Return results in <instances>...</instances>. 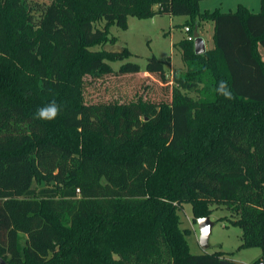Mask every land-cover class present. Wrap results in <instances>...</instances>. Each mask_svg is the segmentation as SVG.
<instances>
[{
    "label": "trees",
    "instance_id": "1",
    "mask_svg": "<svg viewBox=\"0 0 264 264\" xmlns=\"http://www.w3.org/2000/svg\"><path fill=\"white\" fill-rule=\"evenodd\" d=\"M202 1L0 0V260L220 264L221 252L190 251L186 203L196 222L225 207L243 247L264 249V0L258 13ZM165 16L189 17L192 35L214 26L202 55L194 39L177 44L185 72L170 77L171 59L155 56L115 71L129 49L91 50L113 40L95 22ZM142 72L155 83L130 100L89 95L87 76ZM222 80L233 99L216 92ZM52 100L56 119H35Z\"/></svg>",
    "mask_w": 264,
    "mask_h": 264
},
{
    "label": "rangeland",
    "instance_id": "2",
    "mask_svg": "<svg viewBox=\"0 0 264 264\" xmlns=\"http://www.w3.org/2000/svg\"><path fill=\"white\" fill-rule=\"evenodd\" d=\"M239 5L246 6L251 12L260 11V0H205L200 3V11L206 10L222 12L236 11ZM35 24L38 19H31ZM189 20L187 16L173 17H155L153 19H138L129 17L126 29L116 26H107L104 21L95 22L96 28L107 30L111 43L107 45H96L91 50L106 49L113 52H120L127 48L131 51L132 57L125 61L110 62L111 67L118 71L121 65L131 62L145 69L148 59L155 56L161 60L171 59V66H167V74L171 77V71H186V65L182 59L183 51L176 47L177 44L188 37L185 28L192 29V25L186 24ZM186 24V26H185ZM201 30L206 33V26ZM115 42V43H112ZM212 43L209 44V47ZM89 84V95L94 98L104 97L106 100H130L138 93L143 92V86L155 83L148 76V73L142 72L139 75L126 76H108L107 78L86 77ZM158 84V83H157ZM160 86H155L153 98L159 100L164 98ZM197 96V95H196ZM182 221V228L189 230L188 244L193 254L221 252L224 256L222 260L227 259L234 264H252L258 259L264 263V249L257 247H243L242 228L234 223L229 211L225 207H213L209 218L213 223L211 234L208 240V247L204 249L200 245V230L197 222L194 220L193 205L186 203L179 211ZM3 260V259H2Z\"/></svg>",
    "mask_w": 264,
    "mask_h": 264
},
{
    "label": "water",
    "instance_id": "3",
    "mask_svg": "<svg viewBox=\"0 0 264 264\" xmlns=\"http://www.w3.org/2000/svg\"><path fill=\"white\" fill-rule=\"evenodd\" d=\"M194 37V49L197 55H202L207 51L206 43L203 37L200 36L198 28L196 27L193 32ZM197 224L200 230V245L206 249L208 247V240L211 234L213 223L209 217L200 218L197 220ZM0 264H7L4 260H0ZM220 264H234L227 259L221 260Z\"/></svg>",
    "mask_w": 264,
    "mask_h": 264
},
{
    "label": "clouds",
    "instance_id": "4",
    "mask_svg": "<svg viewBox=\"0 0 264 264\" xmlns=\"http://www.w3.org/2000/svg\"><path fill=\"white\" fill-rule=\"evenodd\" d=\"M216 92L219 95H222L225 99H233V94L231 89L228 87L226 81H219L218 86L216 88ZM61 111L60 105L56 103L55 100H52L47 105L40 107L37 109L36 113L34 114V118L43 121H52L56 119Z\"/></svg>",
    "mask_w": 264,
    "mask_h": 264
},
{
    "label": "crops",
    "instance_id": "5",
    "mask_svg": "<svg viewBox=\"0 0 264 264\" xmlns=\"http://www.w3.org/2000/svg\"><path fill=\"white\" fill-rule=\"evenodd\" d=\"M204 26H206V33H204L202 30L199 31L200 36L204 38L206 43L207 50H211L215 46V39H214V26L212 23H207ZM212 43V46L209 47V44Z\"/></svg>",
    "mask_w": 264,
    "mask_h": 264
},
{
    "label": "built area",
    "instance_id": "6",
    "mask_svg": "<svg viewBox=\"0 0 264 264\" xmlns=\"http://www.w3.org/2000/svg\"><path fill=\"white\" fill-rule=\"evenodd\" d=\"M185 32L189 33V34H188V37H186L187 40L191 41V40L194 39L193 35L190 33L191 30H190L189 27H186V28H185Z\"/></svg>",
    "mask_w": 264,
    "mask_h": 264
}]
</instances>
